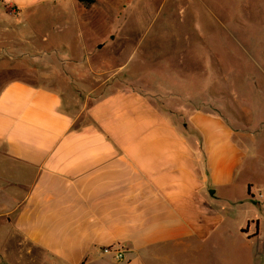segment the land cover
Returning <instances> with one entry per match:
<instances>
[{
  "label": "crops",
  "instance_id": "obj_1",
  "mask_svg": "<svg viewBox=\"0 0 264 264\" xmlns=\"http://www.w3.org/2000/svg\"><path fill=\"white\" fill-rule=\"evenodd\" d=\"M54 1L66 0H0V31L25 36L23 24L80 15L44 7ZM61 96L23 78L0 91V264H161L247 203L250 183L248 197L229 195L245 153L222 115L125 89L97 101L80 127Z\"/></svg>",
  "mask_w": 264,
  "mask_h": 264
},
{
  "label": "rangeland",
  "instance_id": "obj_2",
  "mask_svg": "<svg viewBox=\"0 0 264 264\" xmlns=\"http://www.w3.org/2000/svg\"><path fill=\"white\" fill-rule=\"evenodd\" d=\"M44 7L80 15L23 24L25 36L11 26L0 31V91L20 78L51 82L80 127L91 122L97 101L125 89L153 94L158 106L222 115L245 153L229 195L248 197L250 183L249 202L231 206L217 231L170 249L161 264H264V0H66ZM9 241L28 246L14 235Z\"/></svg>",
  "mask_w": 264,
  "mask_h": 264
},
{
  "label": "built area",
  "instance_id": "obj_3",
  "mask_svg": "<svg viewBox=\"0 0 264 264\" xmlns=\"http://www.w3.org/2000/svg\"><path fill=\"white\" fill-rule=\"evenodd\" d=\"M105 252L106 253H109L110 252V249H105ZM116 259L118 260H123L124 259V256H123V253L120 252V251H116V255H115Z\"/></svg>",
  "mask_w": 264,
  "mask_h": 264
},
{
  "label": "trees",
  "instance_id": "obj_4",
  "mask_svg": "<svg viewBox=\"0 0 264 264\" xmlns=\"http://www.w3.org/2000/svg\"><path fill=\"white\" fill-rule=\"evenodd\" d=\"M78 1L84 3L85 5H90L91 3L95 2V0H78Z\"/></svg>",
  "mask_w": 264,
  "mask_h": 264
}]
</instances>
